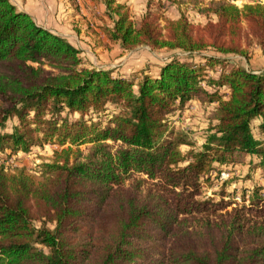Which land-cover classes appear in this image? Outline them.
Masks as SVG:
<instances>
[{"label": "trees", "instance_id": "16d2710c", "mask_svg": "<svg viewBox=\"0 0 264 264\" xmlns=\"http://www.w3.org/2000/svg\"><path fill=\"white\" fill-rule=\"evenodd\" d=\"M116 1L104 0L103 30L124 53L163 52L157 71L92 67L0 0V152L61 147L39 179L0 167V264H264V188L236 205L202 190L217 167L264 173V67L231 64L250 61L255 40L264 65V3L167 0L206 17L197 23L150 4L136 20ZM203 96L217 106L198 148L168 118Z\"/></svg>", "mask_w": 264, "mask_h": 264}, {"label": "rangeland", "instance_id": "374dc122", "mask_svg": "<svg viewBox=\"0 0 264 264\" xmlns=\"http://www.w3.org/2000/svg\"><path fill=\"white\" fill-rule=\"evenodd\" d=\"M40 1L45 6L54 2L52 9L47 8L51 14L55 11L54 17L52 18L54 20L53 26L58 29L64 27L67 29L69 35H74L79 39V45L81 47L78 48L82 50L81 55L88 61L90 66L115 70L129 78L141 77L142 70L144 69L158 70L156 67L158 62L163 60V52H154L145 47L129 55V53L127 54L119 50L115 46L116 44L112 43L109 45L104 41V38H106L104 33L106 32L103 28L112 25L109 16L105 14L108 8L104 0H11L19 10L26 8L29 12H32L39 5ZM234 1L236 2L235 4L242 7L251 0ZM254 1L264 3V0ZM116 2L126 4L133 18L136 20H139L146 10V7H148V4H150L154 9L158 10L159 7L162 8L165 15L172 18H177L180 13H184L194 22H206V17L198 14L186 2L175 4L167 0H151V3L149 0H117ZM54 27L51 28L55 29ZM250 43L251 60L247 61L241 56H235L232 57L231 64H240L250 69H256V67L263 69L264 65L260 60L261 50L255 40H250ZM102 48L104 49L101 52L100 50ZM83 49H86L87 52H84ZM125 60L126 64L121 66ZM121 67H124L125 70H120ZM220 72V69L209 70L208 76L215 77ZM216 106L217 103L206 101V97L203 96L187 102L181 110L172 113L168 121L171 126L186 132L190 139L195 142V147L199 148L204 144L208 129L214 122ZM112 112L113 107L109 105L105 112H92L90 116L92 120L100 122L101 120H105V117L111 115ZM86 146H82V149L85 150ZM59 149H61L60 146L50 143L36 145L31 151L26 153L18 152L13 154L9 150L3 151L0 152V167H4L9 172H18L24 169L36 179H39L43 169L42 165L46 162H51L54 158L55 151ZM189 149L190 147L187 145L182 146V150L185 152ZM222 172H225L228 176L222 178ZM206 178L207 176L205 179H202L203 197H211L217 200L222 198L226 201L233 200L234 205L242 202V194L245 193L248 197L255 186L264 188L263 171L257 170L250 173L247 165L244 164L217 167L208 174L209 179L206 180Z\"/></svg>", "mask_w": 264, "mask_h": 264}, {"label": "crops", "instance_id": "0c3cea01", "mask_svg": "<svg viewBox=\"0 0 264 264\" xmlns=\"http://www.w3.org/2000/svg\"><path fill=\"white\" fill-rule=\"evenodd\" d=\"M204 1H207V0H204ZM170 2H172V1H170ZM249 3L250 2H254V0H251V1H248ZM172 3H182V2H172ZM186 4H188V3H186ZM51 5V6H50ZM49 6H50V8H49ZM88 6V5H87ZM54 7V2L52 3V4H49V5H47V6H45V5H43L42 4V2L40 1L39 2V5H37L36 6V8L34 9V10H32V12L30 11H28V9H26V8H23V10L24 11H26V12H29L32 16H33V18H34V20L39 24V25H41L42 27H44V28H48L49 30H51V31H53V32H55V33H57V34H60V35H63V36H65V37H67L68 39H69V41L71 42V43H73L76 47H81L79 44H80V41H79V39L77 38V37H75L74 35H69V33L67 32V29L66 28H64V27H60L59 29L58 28H55L54 26H53V21L54 20H52V18L54 17V14H55V11L51 14V13H49V11H48V9H52ZM48 8V9H47ZM87 8H89V9H91L90 7H87ZM146 9H147V7H146ZM145 12V11H144ZM181 14V13H180ZM179 14V15H180ZM199 14V13H198ZM143 15V14H142ZM141 15V16H142ZM58 17H60V16H58ZM65 17V16H64ZM49 18H50V20H49ZM60 19V18H59ZM51 27H54L55 29H52ZM104 35H106V38H104V41L105 42H107L109 45H111L112 43H114V44H116L115 46L119 49V50H121V48H120V45H119V43H116V42H111V40L109 39V37L107 36V34L106 33H104ZM74 38H77V39H74ZM103 49L104 48H102V50H100L101 52L103 51ZM84 50V52H87L86 51V49H83ZM122 51V50H121ZM132 52H129V55L131 54ZM128 54V53H127ZM126 54V55H127ZM126 64V60H125V62L123 63V65H121V66H124ZM122 69H124V67H121L120 68V70H122ZM125 70V69H124Z\"/></svg>", "mask_w": 264, "mask_h": 264}, {"label": "built area", "instance_id": "2783aa9c", "mask_svg": "<svg viewBox=\"0 0 264 264\" xmlns=\"http://www.w3.org/2000/svg\"><path fill=\"white\" fill-rule=\"evenodd\" d=\"M227 1H230V2H232V3H236L234 0H227ZM236 5H237V4H236ZM226 176H228V175H226L225 172H222V173H221V177H222V178H225Z\"/></svg>", "mask_w": 264, "mask_h": 264}]
</instances>
